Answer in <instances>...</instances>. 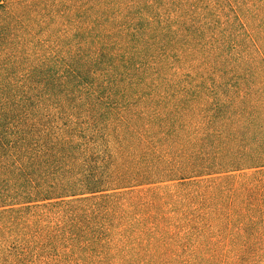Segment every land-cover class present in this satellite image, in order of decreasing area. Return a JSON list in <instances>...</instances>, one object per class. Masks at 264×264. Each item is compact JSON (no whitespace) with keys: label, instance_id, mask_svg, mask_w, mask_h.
Segmentation results:
<instances>
[{"label":"trees","instance_id":"trees-1","mask_svg":"<svg viewBox=\"0 0 264 264\" xmlns=\"http://www.w3.org/2000/svg\"><path fill=\"white\" fill-rule=\"evenodd\" d=\"M0 264H264V0H0Z\"/></svg>","mask_w":264,"mask_h":264}]
</instances>
